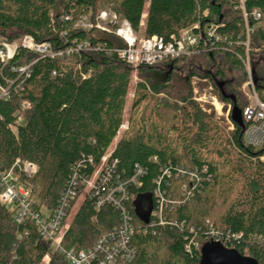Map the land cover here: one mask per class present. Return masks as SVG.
I'll use <instances>...</instances> for the list:
<instances>
[{
	"label": "trees",
	"instance_id": "16d2710c",
	"mask_svg": "<svg viewBox=\"0 0 264 264\" xmlns=\"http://www.w3.org/2000/svg\"><path fill=\"white\" fill-rule=\"evenodd\" d=\"M104 8L127 19L143 38L169 39L198 23L202 28L217 25L221 41L206 47L202 43L191 56L135 69L118 56L116 50L126 44L114 33L76 27L83 16L95 22ZM255 10L261 12L260 20L253 17ZM245 11L254 28L250 58H264V0H246ZM247 23L240 0H0V37L14 43L29 35L64 53L50 58L19 48L8 64L0 61V81L10 91V99L0 101V170L17 158L36 163L38 173L25 180L39 199L36 208L54 209L74 171L90 173V160L99 164L111 149L137 71L141 81L135 87L131 123L112 156L128 176L137 165L148 169L128 202L138 226L145 223L142 209L155 207V180L162 168L178 166L188 173L167 189V196L178 202L165 210L170 225L134 235L136 255L131 264H202L204 246L213 243L211 228L228 238L222 245L264 264V146L246 145L245 130L234 122L233 131L221 127L215 115L194 100L191 85L198 77L233 106L219 88V82H225L224 89L236 97L237 106L242 111L249 106L242 91L248 75L239 58L246 56ZM68 49L76 50L67 54ZM24 67H29L26 73L19 70ZM230 71L239 76L230 80ZM178 73L187 75L181 89L176 86ZM253 76L262 96L264 65L255 66ZM24 101L32 108L27 121L17 125ZM184 186L192 195L185 194ZM81 197L80 189L78 200ZM173 220L178 226L171 225ZM119 223L115 207L98 210L86 197L63 244L87 248ZM25 230L29 234L20 240ZM49 252L34 227L17 225L0 203V264H42ZM49 264L66 262L54 252Z\"/></svg>",
	"mask_w": 264,
	"mask_h": 264
},
{
	"label": "built area",
	"instance_id": "2783aa9c",
	"mask_svg": "<svg viewBox=\"0 0 264 264\" xmlns=\"http://www.w3.org/2000/svg\"><path fill=\"white\" fill-rule=\"evenodd\" d=\"M240 2L247 23L246 0H240ZM206 12L208 13V11ZM145 17L144 15L143 19ZM253 17L260 20L261 12L255 10ZM142 24L144 25V20ZM246 26L247 39L244 43L246 56L239 57L248 75V81L243 89L247 88L249 90L248 97L250 100L249 106L243 111L246 124L244 141L246 145L261 149L264 146V92L260 96L255 87L254 70L250 58V35L254 28H251L248 23ZM76 27L87 30L96 27L103 32L114 33L126 44L125 47L116 50L118 56L135 69L139 66H156L181 57L191 56L197 52L202 43L206 47L210 42L221 41L217 25L212 24L202 28L198 23L182 30L178 35H172L169 39L161 36L140 38L133 30L130 22L119 16L112 8L102 9L95 22H92L88 16L81 17L77 21ZM83 46H88V44L85 43ZM19 48L27 49L41 57L55 58L64 54L54 52L50 43H39L29 35L25 36L19 43H9L5 38L0 37V61L8 64L14 59ZM81 49L82 46L77 50ZM75 50L68 49L66 53L70 54ZM19 70L26 73L29 67ZM206 91L208 93L202 94L201 89L195 86L193 89L194 100L203 109H205L204 105L206 104L214 106L216 112L221 116H224L225 111V118L231 123L230 115H232L233 106L222 102L215 94L212 85L206 88ZM9 99L10 91L0 81V101ZM31 108L32 104L30 102L24 101L22 103L17 125H23L27 121L28 112ZM128 126L129 122H123L117 133V138L123 131L128 129ZM16 129L17 126L12 127L13 131H16ZM113 151L114 148L110 149L101 158L99 164L91 159L90 164L93 171L90 173L79 174L74 171L54 209L36 208L33 189L24 183L27 182L25 179H31L38 173L39 166L36 163L17 158L11 167L0 170V203L13 216V220L17 225L23 227L32 225L40 241L51 248V252L46 254L43 264L50 263V255L54 252L62 255L66 264H131L136 255L132 242L134 235L137 232H154L158 227L170 225L166 219L165 210L169 205H175L178 202L167 196V189L172 187V181L175 178H178L181 174L186 176L188 172L178 166L162 168V173L155 180L157 186L154 191L155 207L151 210L145 223L138 226L128 208V202L131 198H135L131 190L142 186V178L147 174L148 169L137 165L132 176L126 175L125 172L121 173L119 171V160L112 156ZM153 162L157 163L158 158L154 157ZM192 175V178L196 179L195 174ZM80 189L83 191V196L92 200L98 210L105 205L115 207L119 211L120 223L114 230L102 234L93 245L87 248H66L63 240L70 228L67 221L78 201ZM183 189L185 194L192 195V190L186 186ZM171 225L178 226V221L173 220ZM210 233L213 243L225 245L229 242L226 240L228 238L220 234L215 228H211ZM28 234L29 231L25 230L24 234H19V239L21 240L23 236ZM187 247L189 250L190 247Z\"/></svg>",
	"mask_w": 264,
	"mask_h": 264
},
{
	"label": "rangeland",
	"instance_id": "374dc122",
	"mask_svg": "<svg viewBox=\"0 0 264 264\" xmlns=\"http://www.w3.org/2000/svg\"><path fill=\"white\" fill-rule=\"evenodd\" d=\"M140 38H143V36L142 35H140L139 36ZM24 38H22V40H23ZM21 40V41H22ZM20 41V42H21ZM19 43V42H18ZM251 63H252V68H253V70H254V67L256 66V68L258 69V68H263V65H264V58L263 57H261V56H258V57H256V58H254V59H251ZM254 63H256V65H254ZM205 68H207V66H205ZM160 76V75H159ZM187 75H186V73H178V80H176V86L178 87V88H182V87H184L185 85H184V81H185V77H186ZM238 77L239 75H238V73H235V72H229V75H228V77H229V79L231 80V79H233L234 77ZM160 77H162V75L160 76ZM254 78V77H253ZM198 77H193L192 78V81H191V85H192V87H193V89H194V87L195 86H198L200 89H201V93L202 94H205V93H208V91H206V88H208L209 86H210V84H207V83H204V80H199L198 81ZM141 81V79H139V76H138V74H137V71H135V73H134V76H133V78H132V87H131V92H130V94H129V97H128V102H127V106H126V113H125V119H124V122L125 123H127V122H129V126H130V123H131V119H132V115H133V112H132V105H133V102H134V98H135V87H136V84H138L139 82ZM245 85V84H244ZM243 85V86H244ZM243 86H242V91H243V93L248 97V94H249V90L246 88L245 90L243 89ZM205 88V89H204ZM194 93V92H193ZM161 97H165V95H161ZM248 99H249V97H248ZM249 102H250V100H249ZM198 103V102H197ZM200 105V104H199ZM201 106V105H200ZM205 106V109H203V110H205V111H207L208 113H210V114H214L215 115V117L218 119V121H219V125L221 126V127H224L227 131H233L234 130V124H233V121H231V123L230 122H228V120L225 118V114H226V112L224 111V116H221L220 114H218L217 112H216V110H215V108H214V106H212V105H210V104H206V105H204ZM129 126H128V129H129ZM127 129V130H128ZM127 130H125V131H123L122 133H121V135L118 137V138H116L115 139V141H114V143L112 144V146H111V149H113V148H115V146L118 144V141H119V139L124 135V133L127 131ZM262 160L264 161V157L262 158ZM26 185H28V186H31V188L33 189V186L30 184V183H28V182H24ZM84 197V196H83ZM83 197H81L79 200H78V202L76 203V205H75V207H74V209L72 210V212L70 213V215H69V217H68V221H67V223L71 226V223H72V221H73V219H74V217H75V215L77 214V212H78V210H79V208H80V206L82 205V202H83V200H84V198ZM33 198H34V200L36 201V203L38 204L39 203V199L38 198H36L35 196H34V194H33ZM144 201V200H143ZM145 202V201H144ZM143 202L141 201V200H138V204H142ZM2 205V204H1ZM3 206V205H2ZM147 207V208H146ZM146 207H144V209H142V211H141V213H140V215H143L144 213H146L147 211H148V206H146ZM41 209H43L44 210V207H41ZM11 217H12V219H13V216L11 215ZM50 256H52V253H51V255ZM42 264H43V262H42Z\"/></svg>",
	"mask_w": 264,
	"mask_h": 264
},
{
	"label": "water",
	"instance_id": "95a60500",
	"mask_svg": "<svg viewBox=\"0 0 264 264\" xmlns=\"http://www.w3.org/2000/svg\"><path fill=\"white\" fill-rule=\"evenodd\" d=\"M225 82H219V88L223 97L233 101L232 109V121L243 130L246 128V124L243 117V111L236 104V97L228 95L224 89ZM151 208L140 215L144 220L149 216ZM202 264H259V262L251 257L242 255L236 249H228L218 243H210L204 246L202 254Z\"/></svg>",
	"mask_w": 264,
	"mask_h": 264
},
{
	"label": "crops",
	"instance_id": "0c3cea01",
	"mask_svg": "<svg viewBox=\"0 0 264 264\" xmlns=\"http://www.w3.org/2000/svg\"><path fill=\"white\" fill-rule=\"evenodd\" d=\"M145 16H147V15H145ZM146 18V17H145Z\"/></svg>",
	"mask_w": 264,
	"mask_h": 264
}]
</instances>
